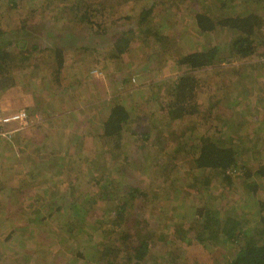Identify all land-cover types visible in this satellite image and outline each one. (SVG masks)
<instances>
[{
  "label": "rangeland",
  "instance_id": "1",
  "mask_svg": "<svg viewBox=\"0 0 264 264\" xmlns=\"http://www.w3.org/2000/svg\"><path fill=\"white\" fill-rule=\"evenodd\" d=\"M142 1L161 13L162 0H0V52L16 59L0 72V82H9V89H0V106L34 116L27 141L0 147V264H92L87 226L103 215L106 243L113 210H100V202L88 210L82 229L73 210L83 195L95 197L105 179L114 180L113 197L128 214L107 241L108 248L125 250L107 252L121 264L142 240L147 253L141 264H163L172 255L179 256L175 264H229L238 245L201 235L197 211L207 203L222 220L245 215L250 227L264 217V180L253 176L264 148V48L246 61L231 57L226 33L197 36L192 13L170 0L174 14L166 15L175 22H163L173 30L169 50L139 37L120 60L109 61L114 38L141 26ZM213 47L229 61L190 74L198 79L199 113L166 125L168 90L187 72L174 56ZM57 48L64 56L60 72ZM115 103L129 110L119 151L98 139ZM201 133L238 152L232 172L194 169L189 147ZM206 180L208 189L201 185ZM13 231L18 235L7 238Z\"/></svg>",
  "mask_w": 264,
  "mask_h": 264
},
{
  "label": "trees",
  "instance_id": "2",
  "mask_svg": "<svg viewBox=\"0 0 264 264\" xmlns=\"http://www.w3.org/2000/svg\"><path fill=\"white\" fill-rule=\"evenodd\" d=\"M78 1L84 2V0ZM146 2L148 1H142V9L139 10L138 19L141 26H139L134 33L124 32L114 38L108 53H106V58L109 61L120 60L121 57L129 51L133 40L139 37H141L143 39L142 42L146 44H158L159 46H153L158 49L160 47V49L169 50L168 45L170 37L172 36L167 33L173 34V30L163 22L166 20H170L172 23L175 22V20L172 19L174 16H170V18L166 15V12L174 14V11L171 9L173 6L170 0H162L158 6L161 8V10H159L161 13L153 14V9L157 7V5L147 9L148 4H146V6L144 5ZM179 2L180 3L176 4L175 8H178L179 5L183 3L186 11L192 13V15L190 14L192 19L191 25L198 34L197 36L220 32H224L229 36L232 53L231 57L246 61L252 56L258 55V50L264 48V0H179ZM66 10L72 13L73 11H75V13L78 11L77 9H69V7H67ZM151 19L159 20L162 25L147 22V20L150 21ZM188 35L194 39L193 34L188 33ZM174 59L176 67L181 68V70H186L187 72L178 76L175 82H173L170 90H168L169 93L167 92L169 98L166 107L163 108V113H165L164 117L166 119L164 123H166V125L183 120L186 117H195L199 113V107L196 102L198 79L190 74L194 70L220 65L224 61L228 63L229 61L228 58H218V49L216 47L204 48L202 51L195 50L191 53L177 54L174 56ZM15 60L14 54L8 53L7 51L0 52V72L9 71V68H13ZM54 60L56 61V70L60 72L64 65V56L63 52L58 48L54 49ZM10 82V85H12L11 80ZM8 83L0 82V89H9ZM1 84L3 85L1 86ZM25 112L28 117L34 121V116L26 110ZM128 120L129 110L120 103H115L108 109L107 117L102 121L98 139L113 142V150L115 151L124 149L123 140L126 138L124 126ZM158 124H162L163 126V122H158ZM157 128L160 127L157 126ZM169 129L170 128L166 130L162 129V132L164 134L170 133ZM26 130L28 129L18 131V133L12 137V140L18 142H20V140H26L24 137ZM79 138L80 137L77 139ZM217 140L218 137L212 139L210 137H205V134L201 133V138H199L198 142L194 146L190 145L189 151H191L192 154L194 169L201 170V172L215 171L222 176L235 169L238 163V152L228 145H218ZM9 146L10 144L8 143L0 144V147H3L2 149H10ZM260 152L262 160L257 163L253 176L264 180V148L261 149ZM39 155L40 159L43 160V156L41 154ZM50 159H53V157H50ZM246 173H249V171ZM245 175L251 178L250 174ZM113 181L114 180L110 181V179H105L99 182V192L97 195L95 197L83 195L82 199L79 198L76 201L80 206L75 205V210H73L77 220H81L78 222V228L82 229V227L86 225L84 224L86 221L85 215L89 212L88 210H97L100 202H102V204H100L102 205L99 208L100 210L110 207V209L113 210L111 212L113 218L111 221L109 220L110 229L112 230H109L110 233L107 236V241L108 238L111 237L110 234L115 232L114 229L121 224L122 218L125 219L128 215L126 209H123L125 205L119 206L116 204V199L113 197L114 194L111 192L116 186ZM201 185L206 186L205 189L210 188L207 180L205 183L201 182ZM253 191L255 192V189ZM127 192H129V188H127ZM214 200H217L216 196ZM206 204L197 211V216L201 217V235L207 236L210 241H217L215 243H218V245L221 242H229L230 244L235 243L238 245L239 252L229 264H264V217H259L258 222L250 227L246 224L247 220L245 219V215L234 218L229 215L225 220H222L219 216V210ZM87 205L91 207L86 209ZM105 212L103 214H105ZM99 219L101 220L94 221L87 226V228L90 227L89 234L92 233L89 237H92L90 242L93 247L91 251L92 256L90 253L92 264H108V261H110V264H121L122 260L107 255V252L116 253V251H118V253H120L122 249H117V247L114 249L108 248L107 241L106 243L104 242L105 237L102 239L103 235H105V231L100 227L105 218L103 215L101 217L97 216L96 220ZM253 221L255 222L256 220ZM97 222L99 226L96 225ZM84 228H86V226H84ZM77 233L80 232L77 231ZM12 234H15V232L13 231L7 238H11ZM82 234L85 233L82 232ZM17 235L16 233L14 236ZM150 236L151 233L149 232V237ZM127 238L129 237H117L120 241ZM198 240H200V238H198ZM146 242L147 241L142 240L140 243L137 242L136 246H132L126 261L123 260L124 264H141L147 253ZM191 242L192 241H189V243ZM122 251L123 253L125 252V250ZM177 257L179 256L172 255L168 260H164L163 258L162 262L163 264H175ZM187 262H185V264H187Z\"/></svg>",
  "mask_w": 264,
  "mask_h": 264
},
{
  "label": "built area",
  "instance_id": "3",
  "mask_svg": "<svg viewBox=\"0 0 264 264\" xmlns=\"http://www.w3.org/2000/svg\"><path fill=\"white\" fill-rule=\"evenodd\" d=\"M4 109L0 106V144L10 143L18 131L28 129L33 124V120L24 109L14 111Z\"/></svg>",
  "mask_w": 264,
  "mask_h": 264
}]
</instances>
